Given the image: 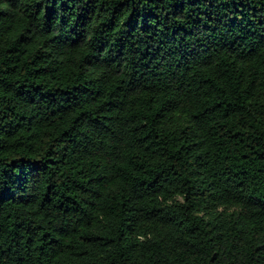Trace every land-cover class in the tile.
<instances>
[{"label": "trees", "instance_id": "obj_1", "mask_svg": "<svg viewBox=\"0 0 264 264\" xmlns=\"http://www.w3.org/2000/svg\"><path fill=\"white\" fill-rule=\"evenodd\" d=\"M0 264H264V0H0Z\"/></svg>", "mask_w": 264, "mask_h": 264}]
</instances>
